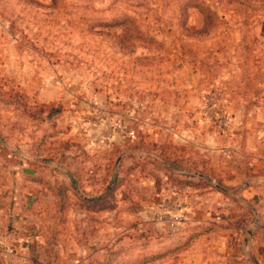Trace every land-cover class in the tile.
Wrapping results in <instances>:
<instances>
[{
	"label": "rangeland",
	"instance_id": "1",
	"mask_svg": "<svg viewBox=\"0 0 264 264\" xmlns=\"http://www.w3.org/2000/svg\"><path fill=\"white\" fill-rule=\"evenodd\" d=\"M263 244L264 0H0V264Z\"/></svg>",
	"mask_w": 264,
	"mask_h": 264
},
{
	"label": "crops",
	"instance_id": "2",
	"mask_svg": "<svg viewBox=\"0 0 264 264\" xmlns=\"http://www.w3.org/2000/svg\"><path fill=\"white\" fill-rule=\"evenodd\" d=\"M222 169H224V168H222ZM255 188H257V186L253 185V186L244 188L245 189L244 191L246 192L248 190H251V193H256V189ZM224 233H227L228 235H232V239H231V243L230 244H231V247L233 248L234 245H235V242H236V237H237V235L235 233V230L232 228V229H229L228 231H224ZM224 233H222L221 236H223ZM263 249H264V244H263Z\"/></svg>",
	"mask_w": 264,
	"mask_h": 264
},
{
	"label": "trees",
	"instance_id": "3",
	"mask_svg": "<svg viewBox=\"0 0 264 264\" xmlns=\"http://www.w3.org/2000/svg\"><path fill=\"white\" fill-rule=\"evenodd\" d=\"M242 213H245V212H242ZM238 216H236V219L234 222H232L231 227L234 229V230H237L238 228L242 227L241 223H243V217H242V214L239 215V213L237 214ZM222 228H225V227H221L220 229Z\"/></svg>",
	"mask_w": 264,
	"mask_h": 264
},
{
	"label": "water",
	"instance_id": "4",
	"mask_svg": "<svg viewBox=\"0 0 264 264\" xmlns=\"http://www.w3.org/2000/svg\"><path fill=\"white\" fill-rule=\"evenodd\" d=\"M219 190L223 191V189H221L220 187H218ZM251 233V231H249L247 233V235L244 236L243 238V246L246 247V243H247V238H248V235Z\"/></svg>",
	"mask_w": 264,
	"mask_h": 264
},
{
	"label": "built area",
	"instance_id": "5",
	"mask_svg": "<svg viewBox=\"0 0 264 264\" xmlns=\"http://www.w3.org/2000/svg\"><path fill=\"white\" fill-rule=\"evenodd\" d=\"M183 219V214H178V226H179V222Z\"/></svg>",
	"mask_w": 264,
	"mask_h": 264
}]
</instances>
